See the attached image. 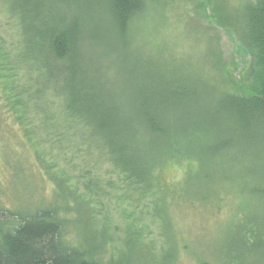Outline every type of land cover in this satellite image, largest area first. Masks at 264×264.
Returning a JSON list of instances; mask_svg holds the SVG:
<instances>
[{
  "label": "trees",
  "instance_id": "trees-1",
  "mask_svg": "<svg viewBox=\"0 0 264 264\" xmlns=\"http://www.w3.org/2000/svg\"><path fill=\"white\" fill-rule=\"evenodd\" d=\"M0 1L17 31L10 46L0 33V122L14 123L54 187L45 205L29 209L0 202V264L177 260L172 246L160 260L152 251L146 261L152 239L140 221L131 223L118 249L109 217L95 210L93 188L80 191L47 158L40 133L66 154L98 153L120 173L126 199L154 203L164 231L171 229L167 200L182 199L188 186L206 185L208 194L198 197L217 199L227 185L222 172L239 165L245 170L246 162L264 180V0H250L239 12L256 64L250 85L236 91L219 78L217 55L200 70H189L182 62L191 58L169 56L141 39L143 26L153 24L173 0ZM233 157L241 158L239 165ZM180 169L186 177L176 182ZM212 173L221 177L204 176ZM228 190L243 201L233 222L241 236L227 248L228 264H262L264 186L248 191L257 202L255 215L241 192ZM127 252L136 261L125 258Z\"/></svg>",
  "mask_w": 264,
  "mask_h": 264
},
{
  "label": "rangeland",
  "instance_id": "rangeland-1",
  "mask_svg": "<svg viewBox=\"0 0 264 264\" xmlns=\"http://www.w3.org/2000/svg\"><path fill=\"white\" fill-rule=\"evenodd\" d=\"M248 1L173 0L153 24L149 22L146 27L143 26L141 34L144 38L141 39L148 48L169 56L191 58L192 62H182L189 70L193 67L200 70V65H207L211 54L214 57L217 55L222 68V78L219 75L221 81L233 91L240 86L246 88L253 78L256 64L254 54L244 41L239 22L241 6ZM0 33L9 46L17 40V31L5 15L1 1ZM129 50L132 52V49ZM133 52H140L137 45L133 46ZM44 136L43 133L39 134L38 143L45 149L47 158L57 161L80 191L86 193V185L93 188L94 193L91 194L95 210L97 214L109 217L111 235L118 249H121L131 223L140 221L139 226L148 227L152 243L146 261H150L149 255L153 253L160 260L165 252L170 254L174 246L177 252L175 264H199L203 260L212 264H228L227 248L241 236L235 233L233 222L243 206L241 197H234L228 188L241 192L244 202L249 201L247 210L257 214L258 208L252 204L257 203L256 200H249L247 195L249 189H255L258 183L264 186L263 174L250 169L249 162L244 164L246 169L242 170L238 163L241 158L233 157L232 162L239 166L237 169L229 167L222 172L227 185L224 187L226 190L218 192L221 195L217 199L198 197L208 194V186L190 185L184 190L182 199L176 197V200L168 199L165 202L171 229L164 231L160 218L155 215L154 203L148 200L140 202L136 196H132V200L126 199L124 196L128 197V194L120 182V173L110 163L99 159L98 153L66 154L60 146L53 148ZM29 144L13 122H0V202L6 206L30 209L52 200L53 184L49 182L45 168L37 162L35 150ZM204 176L221 177L213 173ZM185 177L184 170L175 173L176 182H182ZM229 184L232 186L229 187ZM183 189L180 188L179 193ZM128 257L136 261L135 254L127 252L125 258Z\"/></svg>",
  "mask_w": 264,
  "mask_h": 264
}]
</instances>
